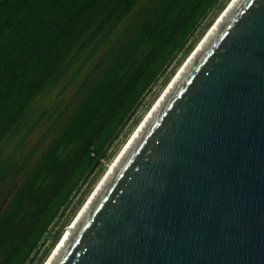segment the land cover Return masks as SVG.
<instances>
[{
	"label": "trees",
	"instance_id": "trees-1",
	"mask_svg": "<svg viewBox=\"0 0 264 264\" xmlns=\"http://www.w3.org/2000/svg\"><path fill=\"white\" fill-rule=\"evenodd\" d=\"M230 2L0 0V264L50 256L63 233L55 226L147 94L167 84ZM71 85L74 100L58 99L56 133L10 191L18 161L1 160L9 142L24 145L41 102Z\"/></svg>",
	"mask_w": 264,
	"mask_h": 264
},
{
	"label": "water",
	"instance_id": "water-1",
	"mask_svg": "<svg viewBox=\"0 0 264 264\" xmlns=\"http://www.w3.org/2000/svg\"><path fill=\"white\" fill-rule=\"evenodd\" d=\"M193 61L53 264H264V0Z\"/></svg>",
	"mask_w": 264,
	"mask_h": 264
},
{
	"label": "rangeland",
	"instance_id": "rangeland-1",
	"mask_svg": "<svg viewBox=\"0 0 264 264\" xmlns=\"http://www.w3.org/2000/svg\"><path fill=\"white\" fill-rule=\"evenodd\" d=\"M221 15L222 13L215 19L213 25L215 24V22L219 19ZM212 26L208 29L205 35L201 38L200 42L203 40V38L206 36V34L209 32ZM199 43L197 44V46L199 45ZM190 55L183 61L182 65H179L178 68H176V71L174 72V74L172 75V77L169 79V81L167 82L165 86H162L163 82L161 81L159 82V84L155 85V87L147 94L143 103L141 104L139 109L135 112V114L133 115L130 121V124L132 125V121L136 118L137 119L139 118L140 119L139 123L133 128L132 127L129 128L131 126L130 125L123 131V133L120 135L117 141L111 146L109 153H108L109 159H106L101 166L99 165L95 173L89 178V181L87 185L85 186V188H83L82 193L79 194L75 202L72 204L73 206H71V208L68 210L69 212L67 211V214L58 222L59 224L55 226L54 228L55 231L59 229L63 232L61 239L66 234L67 228L74 222L76 217L79 215L80 211L84 208L85 204L88 202V200L92 196V193H94V191L98 188L100 182L106 176L108 171L111 170L110 167L111 168L113 167L114 165L113 163L117 159L118 155L120 153L122 154L123 152L122 150L125 149V147L127 146L126 144H128L131 138L134 136L135 132L138 129V126L141 123H143V121L150 114L154 106L157 104V102L160 100V98L164 94L165 90H167L166 89L167 86L171 84L172 80L176 77L178 72H180L181 70L180 68H182V66L185 64V62L190 57ZM175 67L176 65L174 66V68ZM89 70H90V67H89ZM61 87L62 86H59L58 89L56 88L57 90L54 91V93H51L49 97L45 98L41 102L40 111L38 113V116H41V121L37 124V126L34 128L32 133L29 136H27V138L24 140V145L23 144L20 146L18 145V143L20 142L19 139L17 140L11 139V141L9 142V146L6 148V150L3 153V156L1 157V160H3L4 158L12 154L10 161L11 162L15 160L18 161V163L16 164L17 165L16 169L12 171L11 178L12 179L15 178V181L13 182V186L10 191L14 190L19 185L23 174L26 173L30 169L32 164L40 156V154L43 152L47 144L50 142V140L56 133L57 131L56 128L59 127V123L55 121L58 117V112L56 110L58 106V99L63 100L64 102L63 105L64 104L67 105L69 104L70 101L74 100V96L76 95V92H77L75 85L69 86L68 89H66L61 95H59V97L61 98H57L56 94H58ZM25 162L26 164L24 167V172L17 176L19 169H22V166ZM102 169H103V173L100 174L98 179H94L95 175L100 173ZM0 192L2 193V191ZM71 212H72V215L68 217V215ZM58 243L56 244L55 248L57 247ZM50 245H51L50 241L48 245L45 243L42 250H44L46 247H49ZM55 248L50 253V256L52 255ZM41 253L39 254L38 257L41 256ZM50 256H48L42 264H46ZM34 264H37V261H35Z\"/></svg>",
	"mask_w": 264,
	"mask_h": 264
},
{
	"label": "bare ground",
	"instance_id": "bare-ground-1",
	"mask_svg": "<svg viewBox=\"0 0 264 264\" xmlns=\"http://www.w3.org/2000/svg\"><path fill=\"white\" fill-rule=\"evenodd\" d=\"M237 2H239V0H234L231 3V5L229 4L230 6H228L227 10H224V12H222V16L219 17V20H218L217 24H215V26H213L210 29V32H208V34L202 40L200 46L195 51V53L192 55V57L190 55V58L185 63V65L182 66V68H180L181 70H180L179 74L172 80L171 84H169L167 86V88H166L167 90H165L164 94L162 95L160 100L157 102V104L154 106V108L152 109L150 114L147 116V118L143 121V123L140 124V126H138V129L135 132L134 136L131 138L129 143L126 144L127 146L125 147V150L123 149L124 151L122 150L123 151L122 154L121 153H120L121 155L119 154L120 157L118 155L117 159L113 163L114 164L113 167L112 168L110 167L111 170L108 171V173L104 177L105 179L103 178V180L100 182L101 185L99 184L98 188L94 191V193H92V196L90 197L88 202L85 204L84 208L80 211L79 215L76 217L74 222L67 228L66 234L62 237V239H60V242L58 243L57 247L53 251V253L50 256V258L47 260L46 264H53L55 262V260L59 257V255L61 254V252L64 249L65 245L67 244V241L69 240V238H71L74 235V233L76 232V230H77V228L79 226V223L81 222V220L83 219V217L85 216L87 211L90 209L91 205L99 197L101 191L107 185V183L110 180V178L113 176V173L117 170V168L121 164L122 160L125 158V156L128 154V152L133 147V144L136 143V140L139 138V136L141 135L143 130H145V128L149 125V123L152 120V118L156 115L158 110L161 108V106L167 100L169 95L172 93V91L175 89L177 84L183 78L184 74L187 73V71L189 70L191 64L194 62L193 60L197 56V54H199V52H201V50L203 48H205V46L208 44V42L211 40V38L217 32V30L225 22V19L230 15V12H232V10H233L235 4H237Z\"/></svg>",
	"mask_w": 264,
	"mask_h": 264
}]
</instances>
